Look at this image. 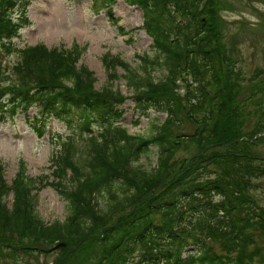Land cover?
<instances>
[{
    "label": "trees",
    "instance_id": "16d2710c",
    "mask_svg": "<svg viewBox=\"0 0 264 264\" xmlns=\"http://www.w3.org/2000/svg\"><path fill=\"white\" fill-rule=\"evenodd\" d=\"M200 1L130 0L144 8L143 27L154 41V52L151 58L142 57L137 69L121 64L126 84L140 107H153L167 118L152 125L147 136L130 135L116 126L121 117L117 93L97 92L96 80L87 70L78 74L76 49L47 50L39 44L20 53L22 61L13 71L19 73L21 83L9 88L25 97L19 100L59 116L70 108L85 110L76 113L75 123L84 130H97V137L83 138L74 131L61 143L65 162L55 184L66 202L61 222L45 223L30 205L22 170L8 186L0 167V264H20L29 249L48 241L59 243L57 259L62 264L70 246L90 243L94 237L99 251L87 264H264L261 250L254 247L255 234L264 239V208L254 194L264 178V157L244 150L250 148V141L264 138V84L261 80L256 90L252 83L248 86L250 98L244 107L237 98L243 79L219 43L218 1ZM27 4L0 0V40L16 35L19 26L12 23L11 11L19 7L22 22ZM95 6L102 5L95 1ZM2 50L10 53L12 45L3 44ZM154 71H164L165 79L155 80ZM182 72L190 82L185 81L186 91L180 97L176 82ZM4 73L0 70V78ZM259 74L264 69L248 81L254 82ZM117 79L109 75L110 83ZM258 90L262 94L256 95ZM251 105L255 109L247 110ZM179 115L195 128L194 133H173V127L179 126L173 117ZM68 121L72 129L74 120ZM73 140L87 146L90 159L81 166L73 162ZM186 142L202 150L196 154L199 158L194 157L198 161L193 159L169 175V162ZM215 145L225 153L202 155ZM149 154L156 155L155 166L148 170L134 166ZM68 171L72 182L66 179ZM160 181L156 193L147 190ZM10 192L9 208L5 198ZM128 207L131 210L121 218ZM118 212L116 221L108 224ZM208 242L218 245L221 254Z\"/></svg>",
    "mask_w": 264,
    "mask_h": 264
},
{
    "label": "rangeland",
    "instance_id": "374dc122",
    "mask_svg": "<svg viewBox=\"0 0 264 264\" xmlns=\"http://www.w3.org/2000/svg\"><path fill=\"white\" fill-rule=\"evenodd\" d=\"M201 0L200 3H204ZM218 1L216 5V12L218 16V31L219 43L223 47L225 56L228 61L232 60V67L239 77L243 79L238 100L243 103L244 107L250 98V89L248 86L252 83L253 90L260 87L261 80L264 84V74L258 76L254 82H249L248 79L252 77L258 70L264 69V0H215ZM91 0H30L28 6L27 19L28 24L24 26L19 33V36L13 40L16 49L34 46L36 44H43L47 48L57 47L64 51L77 49L79 60L77 67H86L91 72L95 79V88L98 90L109 87L107 81L108 73L103 60L107 58L109 61L122 60L129 64L132 68H136L140 64L138 60L140 56L149 55L152 57V40L149 38L144 30L137 29L136 25L143 22L142 13L138 10H131L125 6L123 1L116 2L113 6V14L116 20H108L106 14L102 12L94 14L89 10ZM47 11V12H46ZM54 12V13H53ZM58 14V15H57ZM40 22L43 26H48L46 29L53 31V34L46 35L44 28L40 27ZM53 28V29H52ZM34 29H39L34 31ZM81 52V55H80ZM16 55L7 56L5 63L8 67L15 62ZM116 70L112 71L117 75L118 81L111 84V89L120 93L124 97V105L121 107L124 115L119 120L118 125L126 128L131 135L147 136L151 132L152 125H161L167 118L165 113H156L152 109H145L142 106L138 111V104L132 96V89H128L123 80L124 72L117 66ZM10 70V69H9ZM164 71H154L152 76L155 80H164ZM190 77V76H189ZM184 80L182 76L177 81L180 86V97L185 93V81L187 84L190 78ZM206 76L205 82H207ZM18 78L13 82L16 84ZM2 83H0V88ZM258 94L261 90L256 91ZM1 93V90H0ZM10 98V94L6 93L3 97ZM255 109L252 105L247 110ZM37 109L32 107L27 117L29 119ZM146 113L145 117L138 113ZM8 113L10 111L8 110ZM173 121L179 126L173 127V133L181 135H189L194 133L195 128L183 121L181 115L173 117ZM137 123V125L135 124ZM34 123V122H33ZM14 124V125H12ZM34 126H38L34 123ZM30 124L24 122L23 116L19 115L15 119L0 125V164L4 168V179L7 184H13L19 169L22 165L26 167V181L27 188L30 189L28 197H35L37 199L36 212L46 223L55 221H63L66 212V202L60 198L59 194L51 186L56 178V170L52 174L51 159L56 154L57 142H51L50 139L38 138L35 131ZM23 130L25 137L22 141H16L12 138V134ZM55 129L60 133L67 132L62 124H55ZM251 146L248 149L251 153L264 157V138L263 141L256 139L254 142L250 141ZM242 148V145H239ZM152 152L156 148H151ZM202 150L196 144L188 142L180 144L179 150L175 153L172 160L169 162L168 174L171 175L180 166L189 163ZM73 161L77 165H83L84 161L89 159L87 146L81 141L73 147ZM225 153L222 146H210L202 155H215ZM196 155V156H195ZM194 159V162L198 161ZM60 161H55L54 165H58ZM156 165V155L149 154L142 156L137 163L134 164L136 168L148 170ZM51 168V169H50ZM46 179L45 182H43ZM160 182L154 183L147 190L151 193H156V189ZM261 187L254 191L255 198L259 205L264 208V178L260 182ZM158 185V186H157ZM258 185V181L256 183ZM157 186V187H156ZM156 187V188H155ZM39 188V189H38ZM155 188V189H153ZM7 205L12 203V195L6 198ZM103 207V202L100 203ZM132 207H128L122 214L121 218L125 216ZM121 212L116 213L110 218L108 224L116 221ZM115 223L114 226H116ZM90 243H81L77 246H70V252L64 259L62 264H87V259L94 253L99 251V243L96 237L90 238ZM254 240L264 256V239L257 237L255 234ZM51 241L44 242L39 248H31L23 257L20 264H60V259H57L59 252V243L56 246H49ZM208 245L218 254L221 252L218 245L208 242ZM210 249V248H209ZM256 250L255 252H257ZM42 251L43 253H41ZM255 258V257H254Z\"/></svg>",
    "mask_w": 264,
    "mask_h": 264
},
{
    "label": "bare ground",
    "instance_id": "6f19581e",
    "mask_svg": "<svg viewBox=\"0 0 264 264\" xmlns=\"http://www.w3.org/2000/svg\"><path fill=\"white\" fill-rule=\"evenodd\" d=\"M54 13V12H53ZM58 15V14H57ZM40 26L43 28V27H45L44 28V31H45V33H47L46 35H51V34H53V31L51 32V30H47L46 28L48 27V26H42L41 24H40ZM53 29V28H52Z\"/></svg>",
    "mask_w": 264,
    "mask_h": 264
}]
</instances>
